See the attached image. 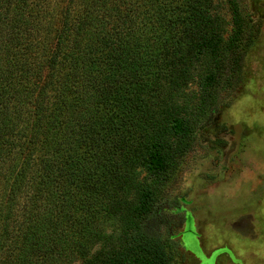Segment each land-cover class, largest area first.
I'll list each match as a JSON object with an SVG mask.
<instances>
[{
	"label": "trees",
	"instance_id": "trees-1",
	"mask_svg": "<svg viewBox=\"0 0 264 264\" xmlns=\"http://www.w3.org/2000/svg\"><path fill=\"white\" fill-rule=\"evenodd\" d=\"M257 33L238 0H0V264H175L160 195Z\"/></svg>",
	"mask_w": 264,
	"mask_h": 264
},
{
	"label": "rangeland",
	"instance_id": "rangeland-1",
	"mask_svg": "<svg viewBox=\"0 0 264 264\" xmlns=\"http://www.w3.org/2000/svg\"><path fill=\"white\" fill-rule=\"evenodd\" d=\"M238 1L258 32L242 80L196 125L158 203L175 264H264V0Z\"/></svg>",
	"mask_w": 264,
	"mask_h": 264
}]
</instances>
